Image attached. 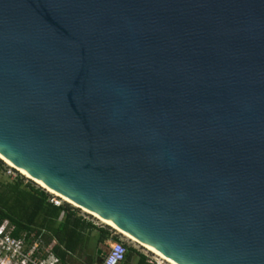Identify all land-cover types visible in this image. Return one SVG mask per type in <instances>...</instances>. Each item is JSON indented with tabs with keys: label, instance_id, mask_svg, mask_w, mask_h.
Returning <instances> with one entry per match:
<instances>
[{
	"label": "water",
	"instance_id": "obj_1",
	"mask_svg": "<svg viewBox=\"0 0 264 264\" xmlns=\"http://www.w3.org/2000/svg\"><path fill=\"white\" fill-rule=\"evenodd\" d=\"M0 156L176 264H264V0H0Z\"/></svg>",
	"mask_w": 264,
	"mask_h": 264
},
{
	"label": "trees",
	"instance_id": "obj_2",
	"mask_svg": "<svg viewBox=\"0 0 264 264\" xmlns=\"http://www.w3.org/2000/svg\"><path fill=\"white\" fill-rule=\"evenodd\" d=\"M4 174L5 164L0 161V225L8 222L11 236L28 244L26 254L34 244L40 243L32 257L47 260L53 256L58 260L56 264H97V253L92 254L95 246L111 240L120 242L119 238L113 237L111 229H99L77 215V210L71 206L56 207L51 202V194L34 182L21 175L12 178L4 177ZM45 247L50 249L48 253H45ZM126 248L122 264H133L132 253L137 252L132 247ZM137 255L136 264H150L146 256Z\"/></svg>",
	"mask_w": 264,
	"mask_h": 264
},
{
	"label": "rangeland",
	"instance_id": "obj_3",
	"mask_svg": "<svg viewBox=\"0 0 264 264\" xmlns=\"http://www.w3.org/2000/svg\"><path fill=\"white\" fill-rule=\"evenodd\" d=\"M0 161H3L5 164V174L3 175L4 177H12L15 178L18 175H21L25 178V180L27 181H32L36 184V186L43 188L45 191H47L49 194H51V196L54 199L59 200L60 202H62V205H69L71 206L73 209L77 210V215H79L80 217L85 218L87 221L92 222L96 227H98L99 229H111L112 231V235L113 237H117L120 240V243L125 244L127 247H132L136 250L137 253H132V263L136 264L137 260H138V255L137 254H142L144 256H146V258L150 261H154L158 264H170L168 262H166L165 260H162L160 257H158L156 254L150 252L148 249H146L143 246H140L139 244L133 243L127 239H125L123 236H121L120 234H117V232L115 230H113L112 228L102 224L99 220H97V218H95L94 216H92L91 214L85 213L82 209H77V207L71 205L70 202H67L65 200H63L62 197H59L58 195H55L54 193L49 192L48 189L44 188L41 184L37 183L36 181H33L32 179L28 178L27 176H25L19 169H17L16 167H13L11 165H9L5 160H2L0 158ZM3 225H5L6 227H8V222H5ZM12 230V229H11ZM11 230L8 229V232H11ZM95 236L97 235V233L94 234ZM113 243H115V241H108L105 245H100V246H95L94 249H92V254L95 256V254L97 253V251L102 250L104 251L106 254L109 252V248L110 245H112ZM40 243H36L34 244V246H32L31 251L29 253H27V255H25L27 258L26 259H22V258H13L11 257L9 254H7L6 252H4L1 247H0V264H34L33 262L35 261L36 257H32V252L34 249L38 248ZM28 248V244L23 245V252H25V250ZM45 253H48V251L50 250L49 248H44ZM25 254V253H24ZM53 256H50L47 260H41L40 257L37 258V264H52L53 263Z\"/></svg>",
	"mask_w": 264,
	"mask_h": 264
},
{
	"label": "built area",
	"instance_id": "obj_4",
	"mask_svg": "<svg viewBox=\"0 0 264 264\" xmlns=\"http://www.w3.org/2000/svg\"><path fill=\"white\" fill-rule=\"evenodd\" d=\"M52 203L56 207H61L62 202H60L57 199H52ZM23 245L24 242L21 239H15L11 236V232H8V229L5 225H0V247L1 249L9 254L13 258H22L26 259L27 255L25 252H23ZM35 249L32 252V255L34 253ZM25 253V254H24ZM127 253V248L124 244L120 242H115L112 245H110L109 252L107 253V256L105 257V260L103 261V264H122L125 261ZM37 258L33 262L34 264H37ZM53 263H57V258L53 257ZM43 261V260H42ZM45 261V260H44ZM150 264H158L154 261L148 260Z\"/></svg>",
	"mask_w": 264,
	"mask_h": 264
},
{
	"label": "bare ground",
	"instance_id": "obj_5",
	"mask_svg": "<svg viewBox=\"0 0 264 264\" xmlns=\"http://www.w3.org/2000/svg\"><path fill=\"white\" fill-rule=\"evenodd\" d=\"M0 158H1L2 160H5L9 165L15 167V166L12 165L8 160L2 158L1 156H0ZM17 169H18V168H17ZM19 170H20V169H19ZM20 171H21L25 176H27L28 178H30V179L36 181L35 179H33L32 177H30L29 175H27V174H26L25 172H23L22 170H20ZM36 182L39 183V184H41V183L38 182V181H36ZM41 185H42L44 188L48 189L49 192L54 193L55 195H58L59 197H62L63 200H65V201H67V202H70V200L64 198L63 196H61V195H59V194H57L56 192L52 191V190L49 189L48 187L44 186L43 184H41ZM70 203H71V205L75 206L74 203H72V202H70ZM75 207H76V206H75ZM82 210H83L85 213L91 214L90 212H88V211H86V210H84V209H82ZM91 215L94 216L95 218H97V220H99L102 224H104V225H106V226L112 228L113 230H115V231L117 232V234H120V235L123 236L125 239H127V240H129V241H131V242H133V243L139 244L140 246L145 247V248L148 249L150 252L156 254V255H157L158 257H160L162 260H165L166 262H168V263H170V264H176V263L173 262L172 260L166 258L165 256H163L162 254H160V253L157 252L156 250L152 249L151 247L146 246V245L142 244V243L139 242V241H136L135 239H133V238L130 237L129 235H127V234L123 233L122 231L118 230L115 226L109 224L108 222H106V221L100 219L99 217H97V216H95V215H93V214H91Z\"/></svg>",
	"mask_w": 264,
	"mask_h": 264
}]
</instances>
